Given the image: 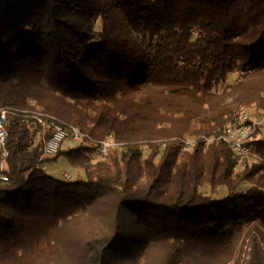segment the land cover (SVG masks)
<instances>
[{
	"label": "trees",
	"instance_id": "1",
	"mask_svg": "<svg viewBox=\"0 0 264 264\" xmlns=\"http://www.w3.org/2000/svg\"><path fill=\"white\" fill-rule=\"evenodd\" d=\"M263 45L264 0H10L0 264H264V139L243 161L208 141L264 113ZM35 112L90 146L40 162ZM61 155L84 176L38 169Z\"/></svg>",
	"mask_w": 264,
	"mask_h": 264
},
{
	"label": "built area",
	"instance_id": "2",
	"mask_svg": "<svg viewBox=\"0 0 264 264\" xmlns=\"http://www.w3.org/2000/svg\"><path fill=\"white\" fill-rule=\"evenodd\" d=\"M10 0H0V11L8 7ZM8 110H0V179L7 182L6 173L7 163L10 156L8 147L9 134L6 129V120ZM40 127V140L42 143V155L40 162L46 158L56 156L66 141L82 143L84 146H90L85 141L84 135L76 127H64L56 118L35 112L30 115ZM49 130L53 131L52 137H48ZM259 133V138L264 139V113L255 114L250 108H241L231 119H229L217 136L210 138L208 141H218L226 144L235 156L240 160H246L253 152L252 142ZM184 151H193L196 146V140L192 137L183 139ZM122 150L121 146L113 138L101 142L96 149L89 153L92 156V165L100 163L105 159L111 150ZM95 155L98 158H96ZM38 169L48 170L46 164H39ZM64 177L67 180L72 179V175L66 173ZM2 198H0L1 201Z\"/></svg>",
	"mask_w": 264,
	"mask_h": 264
},
{
	"label": "rangeland",
	"instance_id": "3",
	"mask_svg": "<svg viewBox=\"0 0 264 264\" xmlns=\"http://www.w3.org/2000/svg\"><path fill=\"white\" fill-rule=\"evenodd\" d=\"M262 48H264V45L262 46ZM52 135H53V131L49 130L48 137L50 138V137H52ZM35 140L39 141V134L36 135ZM83 146L84 145L82 143L69 140L63 144L62 149L82 148ZM95 156H96V158H98L97 156H99V155H95ZM92 158L93 157L91 156V160H92ZM106 158L101 160L100 163L105 162ZM97 164H99V163H97ZM97 164H94L93 166H96ZM47 168H48V172L52 173L54 176H56L58 178H64V175L66 173L71 174L73 179H77L79 176H84V173L82 171L76 170L70 164V161L66 155H61L57 159V161L47 164Z\"/></svg>",
	"mask_w": 264,
	"mask_h": 264
}]
</instances>
